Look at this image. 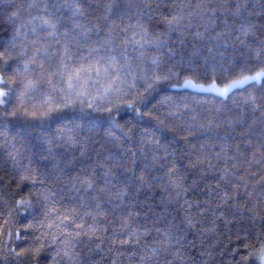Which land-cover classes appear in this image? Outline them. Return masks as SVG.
<instances>
[{
    "label": "trees",
    "instance_id": "obj_1",
    "mask_svg": "<svg viewBox=\"0 0 264 264\" xmlns=\"http://www.w3.org/2000/svg\"><path fill=\"white\" fill-rule=\"evenodd\" d=\"M261 71L264 0H0V264H264V76L185 85Z\"/></svg>",
    "mask_w": 264,
    "mask_h": 264
},
{
    "label": "snow or ice",
    "instance_id": "obj_2",
    "mask_svg": "<svg viewBox=\"0 0 264 264\" xmlns=\"http://www.w3.org/2000/svg\"><path fill=\"white\" fill-rule=\"evenodd\" d=\"M47 23V22H46ZM243 28V26H241ZM260 76H264V72H258L256 74V76L253 77H244V79L242 80H235L232 81L231 83H228L225 87L223 88H217L215 84H212L210 87H212L213 89H215L217 92H220L221 94H226L229 90H231L232 88L238 87L243 85L246 81L252 79H258ZM186 86H190V87H197V85L193 84L191 81H186L185 82ZM202 87V86H200ZM7 93L0 91V97H4L6 96ZM4 103V101L2 99H0V104ZM13 115H15V113H13Z\"/></svg>",
    "mask_w": 264,
    "mask_h": 264
},
{
    "label": "rangeland",
    "instance_id": "obj_3",
    "mask_svg": "<svg viewBox=\"0 0 264 264\" xmlns=\"http://www.w3.org/2000/svg\"><path fill=\"white\" fill-rule=\"evenodd\" d=\"M262 72V71H261ZM258 72H256V73H253V74H250V75H248V76H246V77H253V76H256V74H257ZM262 78V76H260L258 79H255V80H260ZM242 79H244V77H242V78H239V80H242ZM0 80H1V76H0ZM250 80H252V79H250ZM250 80H248V81H246L245 83H248V82H250ZM193 84H195V85H197V87H191V88H193V89H198V90H201V91H206L207 89L208 90H214V91H216L215 89H213L212 87H210L212 84H215V83H206V84H203V83H199V82H196V81H194V82H192ZM244 83V84H245ZM216 85V84H215ZM200 86H202V87H200ZM216 87L217 88H222V87H218L217 85H216Z\"/></svg>",
    "mask_w": 264,
    "mask_h": 264
}]
</instances>
